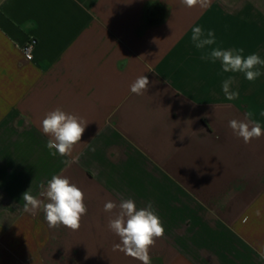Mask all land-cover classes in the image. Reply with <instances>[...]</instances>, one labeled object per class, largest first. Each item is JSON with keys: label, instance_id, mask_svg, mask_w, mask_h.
<instances>
[{"label": "crops", "instance_id": "crops-1", "mask_svg": "<svg viewBox=\"0 0 264 264\" xmlns=\"http://www.w3.org/2000/svg\"><path fill=\"white\" fill-rule=\"evenodd\" d=\"M194 26L216 44L197 49ZM217 47L264 59V0H0V264H141L114 249L104 204L122 199L163 223L151 264H264V135L229 127L251 112L264 128V66L254 82L224 73L201 59ZM57 108L88 123L70 156L41 130ZM53 175L84 193L77 231L24 211Z\"/></svg>", "mask_w": 264, "mask_h": 264}, {"label": "clouds", "instance_id": "clouds-1", "mask_svg": "<svg viewBox=\"0 0 264 264\" xmlns=\"http://www.w3.org/2000/svg\"><path fill=\"white\" fill-rule=\"evenodd\" d=\"M181 2L192 6L198 0H181ZM191 40L197 49H205L216 44L215 33L208 31L205 34L200 26L192 28ZM201 59H211L213 63L219 60L224 73H243L250 82L260 77L259 68L264 66V59H261L258 54L245 57L242 48L236 50L212 48ZM149 83L148 77L141 75L131 84L130 90L134 94L144 95ZM233 83L234 79L229 77L222 84L225 98L229 101L239 97L238 91L231 90ZM252 116L253 113L249 112L245 120L232 119L229 121V127L246 144L264 135V128L258 121L252 120ZM87 125L88 123L82 118L59 108L47 113L41 121V130L50 137L46 145L50 154L70 156L74 146L81 142ZM40 187L43 189L40 193L43 199L32 195L29 190L23 193L24 211L35 215L38 210H42L49 228L64 226L72 231L79 230L82 217L87 214L83 191L62 175H53L47 182L46 188L43 183ZM115 209L118 211L108 223L109 229L120 238V243L114 245V249L138 259L141 264H151L149 249L165 233L163 223L154 211L151 202L146 208L139 210L132 199H122L118 205L112 201L104 204L105 212L112 213ZM260 255L264 257V250L260 252Z\"/></svg>", "mask_w": 264, "mask_h": 264}, {"label": "built area", "instance_id": "built-area-1", "mask_svg": "<svg viewBox=\"0 0 264 264\" xmlns=\"http://www.w3.org/2000/svg\"><path fill=\"white\" fill-rule=\"evenodd\" d=\"M35 44H36L35 40H31L29 43L21 47V52L24 55L25 59L28 61L33 60V51L35 48Z\"/></svg>", "mask_w": 264, "mask_h": 264}]
</instances>
